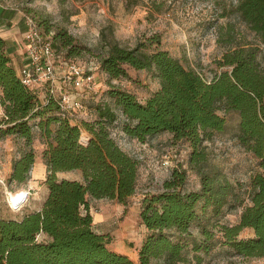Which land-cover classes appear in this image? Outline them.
Segmentation results:
<instances>
[{
  "label": "trees",
  "instance_id": "1",
  "mask_svg": "<svg viewBox=\"0 0 264 264\" xmlns=\"http://www.w3.org/2000/svg\"><path fill=\"white\" fill-rule=\"evenodd\" d=\"M236 10L264 45V0H237ZM43 28L53 31L67 55L76 56L81 50L65 30ZM100 39L104 51L99 66L110 78L126 76L130 66L150 71L159 85L140 99L110 83L108 99L97 102L95 117L80 119V125L63 115L53 99L40 101L20 80L0 35V139L12 134L21 140L7 182L21 185L30 178L37 156L32 141L38 131L44 143L40 156L47 186L38 208L19 218L0 216V264H136L128 254L108 246V234L96 229L89 209L91 198L126 204L136 190L140 159L111 135L117 120L129 137L140 141L163 131L186 140L191 147L189 163L200 181L198 188L187 187L186 169L174 167L160 189L143 193L139 216L147 231L137 247L138 264L185 261V237L191 236L193 222L201 236L200 241L192 236L193 250L206 251L219 240L241 255L264 256V62L259 45L249 42L225 50L218 59L223 67L206 79L159 47L158 36L126 46L111 29L103 28ZM230 111L238 115L237 142L256 165L250 175L249 201L234 223L219 217L231 198L242 199L234 182L209 162L204 144L214 132L226 130ZM82 127L88 133L85 143L79 140ZM64 172L79 175H58ZM244 228L253 234L241 236Z\"/></svg>",
  "mask_w": 264,
  "mask_h": 264
},
{
  "label": "rangeland",
  "instance_id": "2",
  "mask_svg": "<svg viewBox=\"0 0 264 264\" xmlns=\"http://www.w3.org/2000/svg\"><path fill=\"white\" fill-rule=\"evenodd\" d=\"M0 3L19 19L23 20V13L33 15L41 22L42 29L48 26L55 31L65 30L81 47L76 57L82 63L93 66L100 89L83 95V108L75 116L79 124L80 119L95 117V104L108 99L106 88L110 83L132 91L140 99H144L159 85L157 77L145 69L127 66L126 76L110 78L100 66H96L104 51L100 39V30L103 28L106 32L108 28L111 29L113 36L126 46H132L150 35L158 36L159 47L168 49L206 79L223 67L218 64L222 53L237 45L249 42L259 45L260 58L264 62V45L237 12V0H0ZM154 46L155 43L148 48ZM237 120L235 112H228L226 130L214 132L210 139L204 141L209 162L216 164L234 182L238 197L242 199V202H238L231 198L224 207L219 220L226 223L236 222L243 205L249 201L250 175L256 169L253 156L239 145L235 137ZM117 121L111 125V129L119 133L121 128ZM85 131L82 127L81 133ZM120 138H125L126 144L121 145L124 150L139 155L136 190L126 204L109 198H91L89 203L93 210L103 214L96 229L108 234V246L115 250L126 248L129 251L127 254L138 264L137 246L147 231L139 216L143 193L160 189L163 179L174 167L186 169L187 187L198 188L200 181L195 168L189 163L191 147L186 140L174 139L167 131L145 141L133 140L126 133L120 134ZM1 139L0 176L7 179L5 172L8 161L17 155L21 140L12 134ZM115 139L118 142V138ZM42 140L39 132L35 131L32 144L37 155H40L44 145ZM44 175L45 170L42 172ZM58 175L74 177L75 172ZM24 184L11 183L9 186L7 182V188L14 191L25 187ZM5 190L0 183L1 217L19 218L40 206L45 195L44 186L38 183L28 189L31 192L23 205L19 209H12L8 205ZM190 230L191 236L185 237L187 256L179 264H264V256L241 255L219 240L206 251L193 250L190 242L192 236L195 235L197 241L201 239L196 222L191 224ZM214 231L217 236L220 235L216 227ZM252 234L251 228H244L240 233L241 236Z\"/></svg>",
  "mask_w": 264,
  "mask_h": 264
},
{
  "label": "built area",
  "instance_id": "3",
  "mask_svg": "<svg viewBox=\"0 0 264 264\" xmlns=\"http://www.w3.org/2000/svg\"><path fill=\"white\" fill-rule=\"evenodd\" d=\"M23 23L26 53L23 63L17 69L20 80L38 95L40 101L53 99L61 113L76 122L75 116L84 105L83 95L100 89V82L95 80L93 66L82 63L76 56L67 55L65 49L54 40L53 31L42 29L33 15L23 13ZM110 133L118 138L117 143L120 146L126 144L125 138H120V134L125 133L122 129L119 133L111 129ZM79 140L83 143L88 140L87 131L80 132ZM129 153L139 159L137 153ZM6 180L5 176H0V183L6 189L8 205L12 209H19L30 191L27 189L26 193L21 194L14 190L16 198L19 194L24 198L16 204L15 200L9 199L12 191L8 190Z\"/></svg>",
  "mask_w": 264,
  "mask_h": 264
},
{
  "label": "crops",
  "instance_id": "4",
  "mask_svg": "<svg viewBox=\"0 0 264 264\" xmlns=\"http://www.w3.org/2000/svg\"><path fill=\"white\" fill-rule=\"evenodd\" d=\"M23 24V25H22ZM0 35L5 39L6 49L9 53L12 63L17 70L18 67L23 63L25 59V41H24V23L23 20L16 17L15 14L11 10H9L6 6L0 3ZM2 106L0 105V116L2 115ZM2 142V139H0ZM12 158V157H11ZM11 158L8 161V168L5 172L6 177L8 176L11 169ZM45 166L42 162L41 156L37 155L35 161L31 167L32 177L27 180V184H24L28 189L33 188L38 183H41L44 186L45 195L47 194V186L44 183V177L42 176V172H44ZM68 173V172H67ZM63 174H66L65 172ZM79 173H75L77 177ZM42 176V178H39ZM31 192V191H30ZM37 206L36 208H38ZM90 213L92 214L93 222L96 225L99 220L103 219V214L95 211L91 208L89 203ZM138 247V246H137ZM118 251L129 253L126 248H118ZM137 253V250H136ZM137 255V254H136Z\"/></svg>",
  "mask_w": 264,
  "mask_h": 264
},
{
  "label": "bare ground",
  "instance_id": "5",
  "mask_svg": "<svg viewBox=\"0 0 264 264\" xmlns=\"http://www.w3.org/2000/svg\"><path fill=\"white\" fill-rule=\"evenodd\" d=\"M17 191L18 192H21V194H23V193H26L27 192V189L26 188H18L17 189ZM16 196L17 195H14V193H13V191L10 193V196H9V199H11V200H15V198H16Z\"/></svg>",
  "mask_w": 264,
  "mask_h": 264
},
{
  "label": "clouds",
  "instance_id": "6",
  "mask_svg": "<svg viewBox=\"0 0 264 264\" xmlns=\"http://www.w3.org/2000/svg\"><path fill=\"white\" fill-rule=\"evenodd\" d=\"M24 198H23V195H21V194H19V196L17 197V198H15V202H16V204H19V202L21 201V200H23Z\"/></svg>",
  "mask_w": 264,
  "mask_h": 264
}]
</instances>
